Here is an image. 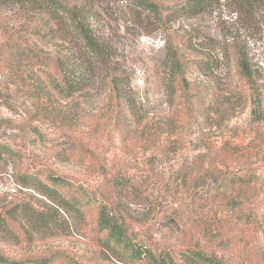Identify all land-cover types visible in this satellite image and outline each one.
Returning <instances> with one entry per match:
<instances>
[{
	"label": "rangeland",
	"instance_id": "obj_1",
	"mask_svg": "<svg viewBox=\"0 0 264 264\" xmlns=\"http://www.w3.org/2000/svg\"><path fill=\"white\" fill-rule=\"evenodd\" d=\"M155 1L170 8L162 22L120 2L94 23L115 52L141 122L122 111L102 77L67 101L38 80L32 62L13 66L0 58V90L10 101L0 99V141L20 151L17 159L0 161V213L17 203L59 211L47 229L32 230L26 219L1 227V255L122 264L103 252L96 225L98 204L122 202L133 241L169 252L177 264H186L192 251L226 264H264V123L252 122L234 58H222L235 36L264 75V19L237 23L226 7L190 17L172 8L182 0ZM24 26L19 11L3 10L0 45L12 38L46 54L60 47L17 33ZM172 53L185 62L191 91L173 78ZM33 173L69 179L93 204L84 215L64 210L37 185H23L21 176ZM237 178L245 184L241 192L230 187Z\"/></svg>",
	"mask_w": 264,
	"mask_h": 264
},
{
	"label": "trees",
	"instance_id": "obj_2",
	"mask_svg": "<svg viewBox=\"0 0 264 264\" xmlns=\"http://www.w3.org/2000/svg\"><path fill=\"white\" fill-rule=\"evenodd\" d=\"M120 2L127 3L141 14H147L159 22L163 21L164 13L170 9L155 0H0V13L3 10L16 9L22 18L24 17L26 26L17 33L34 40H49L60 44V47L46 54L22 41L6 38L0 45V58L13 66L24 61L32 62L36 71L38 70V80L46 82L55 94L67 101L90 89L93 83L102 77L112 86L122 111L127 108L141 122L140 107L123 87L122 74L118 62L115 61L112 46L100 38L94 29V23L101 18L106 7ZM223 7L235 14L237 23L253 25L255 21L264 19V0H182L172 8H175V13L197 17ZM223 52L224 60L231 61L234 58L238 75L249 90L252 122L262 125L264 75L254 69L247 44L240 42L237 37L232 36L226 40ZM218 61L217 59L216 62ZM184 65L181 55H170L169 68L173 78L179 77L182 87L191 91V83L183 76ZM0 99L10 103L5 91L0 90ZM18 157L20 151L0 141V161H11ZM21 179L25 186L37 185L41 195L66 211L72 210L84 215L85 208L93 204L82 186H76L65 177L48 173L43 180L40 173H33L23 175ZM121 183L123 182L116 181L117 185ZM244 185V182L237 178L230 187L241 192ZM122 205V202H116L111 205L100 203L97 206L96 225L98 232L103 235L99 240L103 252L122 264H177L169 252H157L143 243L133 241L120 210L124 209ZM50 208L40 211L30 204L17 203L0 213V228L7 227L10 230L14 222L21 224V221L26 219L32 230L47 229L55 220V211L59 213L55 207ZM185 259L186 264H226L218 255L203 251H192ZM54 262L53 256L17 260L0 254V264Z\"/></svg>",
	"mask_w": 264,
	"mask_h": 264
}]
</instances>
